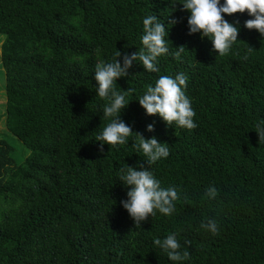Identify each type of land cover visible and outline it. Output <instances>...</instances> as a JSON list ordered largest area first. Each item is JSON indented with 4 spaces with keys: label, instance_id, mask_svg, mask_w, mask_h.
Instances as JSON below:
<instances>
[{
    "label": "trees",
    "instance_id": "1",
    "mask_svg": "<svg viewBox=\"0 0 264 264\" xmlns=\"http://www.w3.org/2000/svg\"><path fill=\"white\" fill-rule=\"evenodd\" d=\"M149 14L164 20L170 50L185 52L182 62L161 57L158 73L133 62L117 79L118 90H132L121 119L168 143L169 157L151 169L180 199L171 216L157 212L140 227L120 203L129 186L118 171L149 166L131 138L100 150L95 136L108 121L94 71L116 51L122 61L141 49ZM189 15L169 0H0L5 120L30 150L18 156L12 140H0V264H174L153 245L170 232L191 254L182 264H264V142L254 130L264 119V37L244 26L247 10L222 14L239 22L240 40L219 56L209 38L189 34ZM179 72L196 112L190 131L146 114L137 100L159 76ZM213 185L218 195L208 199ZM209 217L219 235L200 228Z\"/></svg>",
    "mask_w": 264,
    "mask_h": 264
},
{
    "label": "clouds",
    "instance_id": "2",
    "mask_svg": "<svg viewBox=\"0 0 264 264\" xmlns=\"http://www.w3.org/2000/svg\"><path fill=\"white\" fill-rule=\"evenodd\" d=\"M177 2L182 4L183 10H187V24L189 34L199 33L201 37H207L212 42V47L219 56L229 54L238 39L239 22L230 23L222 14L243 13L247 10L252 17L244 22L248 29H255L264 37V0H169L174 7ZM172 19L169 24H175ZM142 44L138 52L125 53L122 61L121 52L116 51L111 61H99L95 66L94 79L97 82L96 95L105 101L102 107V115L108 123L95 136L100 142V150L108 144L119 148L129 144L130 138L133 143L134 153H142L146 157L149 167H144L137 162V166L121 167L118 171V179L124 185L129 186L127 199L120 203L133 218L135 225L140 226L149 216L155 217L157 212L165 217L171 216L176 208L175 202L180 199L179 190L175 185L161 186V180L157 178L151 166L167 159L170 155L168 143L159 142L155 136L145 138L142 134L134 132L131 125L121 119V113L129 100V90H118L117 79L128 76V70L133 62H139L145 71L158 73L161 57L171 56L178 62H182V54L185 47H176V51L170 50L168 43V31L164 20L157 15H146L142 20ZM247 59V56L244 57ZM188 76L179 72L175 76L163 75L156 79L154 86L149 85L137 99L145 109L146 114H158L167 125L187 130L195 129L198 125L194 120L196 112L192 107L191 99L186 95ZM154 125H147V131L152 132ZM254 130L258 133L259 143L264 142V119L259 120ZM133 133L136 135L133 136ZM218 189L213 185L206 188L205 196L215 199ZM200 228L213 236L219 235L220 225L214 218L202 221ZM179 232H170L164 238L153 239L155 248L162 250L167 258L174 262L191 260V254L184 248L178 239ZM190 241H184V245ZM182 248L184 250H182Z\"/></svg>",
    "mask_w": 264,
    "mask_h": 264
},
{
    "label": "rangeland",
    "instance_id": "3",
    "mask_svg": "<svg viewBox=\"0 0 264 264\" xmlns=\"http://www.w3.org/2000/svg\"><path fill=\"white\" fill-rule=\"evenodd\" d=\"M6 39L5 35L0 34V140L10 139L8 142L15 148V154L27 157L30 155V150L25 147L24 143L19 140L16 136L12 135L6 125L5 114L7 112V95H6V73L2 66V44ZM5 134L7 136H5ZM12 149V148H11Z\"/></svg>",
    "mask_w": 264,
    "mask_h": 264
}]
</instances>
